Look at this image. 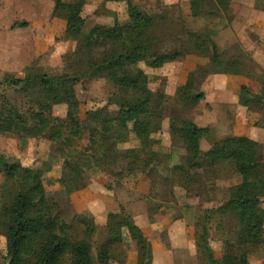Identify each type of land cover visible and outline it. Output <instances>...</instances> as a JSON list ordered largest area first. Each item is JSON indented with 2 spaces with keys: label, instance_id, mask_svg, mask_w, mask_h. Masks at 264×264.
Returning <instances> with one entry per match:
<instances>
[{
  "label": "rangeland",
  "instance_id": "1",
  "mask_svg": "<svg viewBox=\"0 0 264 264\" xmlns=\"http://www.w3.org/2000/svg\"><path fill=\"white\" fill-rule=\"evenodd\" d=\"M188 1L132 0L137 11L154 18L152 36L158 42L154 44L155 49L159 53L176 52L182 56L158 69L138 64V68L147 74V87L153 94L154 122L161 123V130L151 136L153 160L144 168L142 163H132L133 152L140 147L132 131V123L128 124L129 139L121 143L123 145L112 146L111 141H100L99 144L105 145L104 150L98 144L96 153L93 152L90 135L94 133V126L85 121L86 113L101 108L115 111L116 108L108 106L107 101L118 91L108 81L103 65L90 70L86 66L83 42L65 37L67 12L56 9L53 0H0V99H7L29 116L33 101L2 85L6 74L19 79L33 72L77 78L79 82L74 89L80 102L79 118L83 131V136L74 138L70 144L0 134V154L9 161H17L24 167L42 172L47 203L59 221L69 225L67 236L90 243L95 262H98L100 247L106 245L111 257L108 264H139L136 242L126 229L121 240L110 241V214L120 215L118 223L123 219L137 220L146 229V238H151L155 244L157 264H208L203 251L200 254L196 252L194 256H175L177 258L173 261L160 247L163 244L168 248L174 238L178 239L189 230L194 236L200 235L204 227L213 238L222 237L229 241L228 246H223V251L237 254L242 250L235 237L234 217L215 216L209 222L204 219L205 209H215L228 201L230 188L239 184L241 177L228 162L210 165L208 160H200L189 166L184 144L177 134L169 131V125L170 122L179 125L182 121H191L208 128L207 137L200 141L202 152L227 136H244L263 145L262 112L243 107L238 100L240 97L264 96V55L259 54V49L264 46V37L252 27L256 22L252 26L245 24L247 28L238 37L230 24L232 14L228 13L227 19L212 0H205L201 17L184 14L182 3ZM238 1L247 9L254 8L264 13V0ZM15 11L21 13L16 15ZM247 13L248 10L244 11ZM82 17L86 35L95 26L125 24L128 9L125 3L85 0ZM22 23H27V27L18 26ZM228 28L234 38L227 32ZM18 29L21 31H16ZM190 34L206 42L205 54L196 49L197 44L193 40H189ZM243 40L251 51L241 44ZM213 45L218 59L224 64L232 63V69L239 71L240 75L207 74L214 60ZM191 72V93H203L205 96L195 106L187 105L176 95ZM65 115V105L55 106L50 117L51 126L62 128ZM148 154L144 156L148 157ZM95 158L101 159L100 166ZM259 160L264 164L263 155ZM62 177L67 181L65 185H62ZM23 181L24 176L18 178V182ZM2 184L0 176V187ZM81 185L85 188L75 190ZM4 200L5 193L0 188V203ZM104 205L108 207L105 213ZM262 208L264 217V198ZM102 219H107V222L101 224ZM154 219L165 221V229L152 227ZM219 222L223 227L217 231ZM245 250L248 251L249 264H264V237ZM7 262L6 240L1 236L0 264ZM63 264H69L67 258Z\"/></svg>",
  "mask_w": 264,
  "mask_h": 264
},
{
  "label": "trees",
  "instance_id": "2",
  "mask_svg": "<svg viewBox=\"0 0 264 264\" xmlns=\"http://www.w3.org/2000/svg\"><path fill=\"white\" fill-rule=\"evenodd\" d=\"M220 11L228 8L232 0H212ZM54 7L67 12L65 37L83 42L86 49V66L90 69L103 65L108 81L117 88V94L107 101L108 106H114L115 111L106 108L88 111L85 121L92 131L90 143L93 152L99 142H112V146L123 145L129 139L128 124H133V133L140 142V147L133 154L132 163H142L147 167L153 160L151 151V136L161 130V123H155L153 112V94L147 87L148 76L138 68L143 63L150 69H158L165 64L177 61L181 55L159 53L154 44L157 39L152 36L155 27L154 18L137 11L131 0H102L103 3H125L128 9V21L121 25L95 26L88 34H84L85 19L82 17L85 0H53ZM205 0L190 1V15L193 18L202 16ZM27 27V23L18 25ZM196 49L202 51L206 42L199 36L189 35ZM158 43V42H157ZM213 62L207 72L212 74L240 75L232 69V63H222L218 59L216 46L211 47ZM223 68V71H220ZM188 81L176 91L178 98L190 106H195L205 99L203 93H191L192 83L189 73ZM79 82L77 78L66 75L52 76L48 74L31 73L30 76L19 79L6 74L2 85L31 98L33 108L29 116L23 114L7 99H0V134L14 135L23 138H45L54 143L70 144L74 138L83 136L82 121L79 118L80 102L76 97L74 87ZM238 104L250 110H259L263 114L264 96L240 97ZM66 106L65 123L62 128L51 126L50 117L53 108ZM90 127V129H91ZM96 128L98 131H96ZM169 131L177 134L182 140L187 163L193 166L197 161L208 160V164L228 162L241 177V182L230 188L229 199L215 209H205L206 222L215 216L225 218L232 216L236 220L235 237L242 249L237 254L223 251L220 259L214 257L210 246V233L204 227L200 235L195 234L196 252L205 253L208 264H249V245H256L264 237V217L262 199L264 198V164L259 160L264 156V144L261 145L244 136H227L214 143L206 152H202L200 141L207 137L208 128L197 126L191 121H182L179 125L170 122ZM96 132V133H95ZM68 133V136L65 134ZM99 140V141H98ZM102 150L105 145L99 144ZM149 153L148 157L144 155ZM142 155V158H141ZM144 156V157H143ZM98 166L100 158H95ZM100 164V165H99ZM0 176L3 178L1 189L5 200L0 203V237L6 240L7 264H63L65 258L69 264H108L111 260L106 245L100 247L98 262L92 256L90 243L75 241L67 236L69 225L60 222L47 203V194L42 183V172L24 167L17 161H9L0 154ZM24 176L25 181L18 182ZM62 185L67 182L62 177ZM85 188L78 186L75 190ZM110 241L122 239L126 229L128 235L136 242L139 264H152V247L141 228L133 220L121 219L118 214H110ZM116 222V223H115ZM223 227L218 223L216 230ZM220 236V235H219ZM223 246L229 241L218 238Z\"/></svg>",
  "mask_w": 264,
  "mask_h": 264
},
{
  "label": "crops",
  "instance_id": "3",
  "mask_svg": "<svg viewBox=\"0 0 264 264\" xmlns=\"http://www.w3.org/2000/svg\"><path fill=\"white\" fill-rule=\"evenodd\" d=\"M164 1H166V0H164ZM182 10H183L184 14H190L191 13L190 12V1H188V3L186 2V4H185V2L182 3ZM246 10H248V13L244 14V11H246ZM17 13L20 14L21 11H17V12L15 11L16 15H17ZM228 13L232 14L230 24H231L232 28L234 29V31H236L238 37L242 36L241 34L244 32V29L247 28V25H245V24H250L252 26V24L254 22H256V23H254L255 26H252V27L257 28V30L259 31L261 36L264 37V13L256 11L254 8L247 9L246 6L242 3H239L238 0H232L231 3L229 4L228 8L226 10L222 11L223 16H226L227 19L229 17ZM242 24H243V26H242ZM226 25L228 26V23ZM240 26H242V30H241ZM16 31H21V30L18 29ZM227 32L232 34L230 28L227 29ZM232 37L234 38L233 34H232ZM241 44L247 50L251 51V48L249 47V45L248 46L246 45L244 40L241 41ZM253 44H255V43H253ZM32 48L33 47L31 46L30 49H32ZM261 49H262V54L260 53ZM259 54H260V56L264 55V46L259 49ZM202 128H205V127H202ZM107 209H108V207L106 205H104L103 206L104 213L106 212ZM101 221H102L101 224H104L107 222V219H102ZM96 222L98 223L99 221H96ZM153 222H154V225H152V227L157 228V226H158L159 230L165 229V224H166L165 221H161V219H154ZM134 223L136 225L139 224L137 222V220H135ZM138 226L141 228L144 235L146 236V229L141 224H139ZM209 238H210V246L214 252V257L216 259H220L223 255V244H222V242L218 241V239H216V238H213V235H211V234H210ZM150 240H151V238H150ZM150 243H151V247H152V256H153L152 264H157L155 262L156 261V259H155V244L152 241H150ZM172 243H173L172 245H170L168 248H166L161 242L162 245H160V247L164 250L166 257L170 258V259L172 258L173 261H175V259L177 258V257L175 258V256H178V257H180V255H182V256H184V255L194 256L196 254L195 236L192 234V231H190V230L187 231L185 235H182L178 239L174 238V242H172ZM169 261H172V260H169ZM117 264H119V263H117ZM129 264H134V263H129ZM166 264H168V263H166Z\"/></svg>",
  "mask_w": 264,
  "mask_h": 264
}]
</instances>
